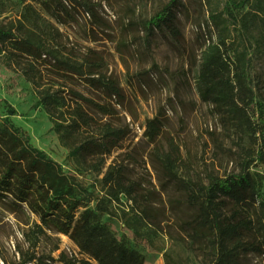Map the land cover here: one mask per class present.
Wrapping results in <instances>:
<instances>
[{
  "label": "rangeland",
  "instance_id": "1",
  "mask_svg": "<svg viewBox=\"0 0 264 264\" xmlns=\"http://www.w3.org/2000/svg\"><path fill=\"white\" fill-rule=\"evenodd\" d=\"M170 1L0 0V26L16 30L24 23L26 29L39 33L33 28L39 17L40 30L51 33V44L62 55L78 62L87 56L97 59L102 73L121 87L123 101L114 103H119L117 125L126 129V137L107 159V166L116 163L126 168L128 179L138 185L141 203H147L150 217L159 226L140 222L139 234L127 227L124 213L131 214L133 202L124 195L120 202L109 205L112 214H104L101 222L119 240L141 252L145 264H210L209 245L196 242L183 223L191 218L187 198L165 173L162 158L169 152V143L175 142L180 149L175 173L186 181L204 182L209 175L224 177L237 169L235 157L230 155L236 141L223 131L213 107L202 101L196 77L209 45L225 42L232 61L244 46L251 85L264 99L263 26L257 24L250 42L242 36L238 13L235 11L236 19L225 13L228 0H179L181 42L166 29L149 33L145 22ZM212 14L218 17L215 21H211ZM70 82L86 96L107 100L103 93L91 90L85 79ZM4 100L17 111L11 120L27 132L32 145L49 154L92 194L91 207L98 201L107 205L108 187L102 180L105 169L98 173L69 157L48 114L35 106L38 98L33 85L21 71L0 60V118L7 116ZM155 118L160 119L162 130L151 142L145 131ZM252 172L262 181L264 200V162L255 160ZM136 217L132 213L129 218ZM36 223L38 217L27 209L16 214L0 205V264H97L69 236L50 231L44 235ZM243 263L264 264V257L248 254Z\"/></svg>",
  "mask_w": 264,
  "mask_h": 264
},
{
  "label": "trees",
  "instance_id": "2",
  "mask_svg": "<svg viewBox=\"0 0 264 264\" xmlns=\"http://www.w3.org/2000/svg\"><path fill=\"white\" fill-rule=\"evenodd\" d=\"M180 5L179 0H171L145 22V29L151 34L166 29L181 42ZM235 11L242 36L251 42L253 29L261 24L264 39V0H228L225 13L236 19ZM217 18L211 15V21ZM21 24L16 30L0 26V60L21 71L33 85L38 98L35 106L44 108L69 157L98 173L105 169L102 180L109 199L107 205L98 201L91 207L92 194L49 154L32 145L27 132L11 120L17 111L4 100L7 116L0 118V205L16 214L27 209L38 217L35 226L40 233L69 236L97 264H145L141 252L119 240L101 222L104 214H112L109 205L120 202L124 195L133 202L131 214L137 216L130 219L131 214L124 213L127 227L139 234L140 222L159 226L150 217L147 203H141L138 185L128 179L126 168L116 163L107 166V159L126 137V129L117 125L119 103H114L123 101L121 87L102 73L97 59L87 56L78 62L62 55L51 44V33L40 30L39 17L33 21L39 33ZM247 55L243 46L232 61L225 42L213 43L203 51L196 77L202 101L213 107L223 131L236 141L230 155L235 157L237 169L224 177L209 175L204 182L186 181L175 173L180 158L175 142L169 143V152L162 158L165 173L187 198L191 218L183 223L196 242L209 245L210 264H244V257L252 253L264 257L262 181L252 172L255 160L264 162V99L251 85ZM76 79H85L91 90L103 93L107 100L74 89L69 84ZM161 130L162 123L155 118L148 122L145 136L155 142Z\"/></svg>",
  "mask_w": 264,
  "mask_h": 264
}]
</instances>
